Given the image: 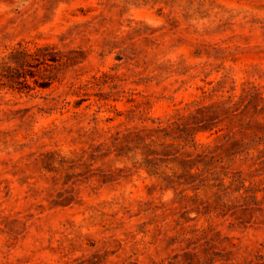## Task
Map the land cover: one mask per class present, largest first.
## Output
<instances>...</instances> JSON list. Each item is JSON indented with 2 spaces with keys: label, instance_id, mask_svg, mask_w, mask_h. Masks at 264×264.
Instances as JSON below:
<instances>
[{
  "label": "rangeland",
  "instance_id": "374dc122",
  "mask_svg": "<svg viewBox=\"0 0 264 264\" xmlns=\"http://www.w3.org/2000/svg\"><path fill=\"white\" fill-rule=\"evenodd\" d=\"M4 63L0 264H264V0H0Z\"/></svg>",
  "mask_w": 264,
  "mask_h": 264
},
{
  "label": "trees",
  "instance_id": "16d2710c",
  "mask_svg": "<svg viewBox=\"0 0 264 264\" xmlns=\"http://www.w3.org/2000/svg\"><path fill=\"white\" fill-rule=\"evenodd\" d=\"M46 49L47 47L45 46L42 48H37L33 52H29L28 50H25V49L14 50L13 52L10 53L11 55L10 60L14 61L19 68L28 66L29 65L28 60L36 61L40 63L41 65L49 66L47 62L49 61L56 62L58 60L52 61V60L47 59L45 55L42 54V52ZM2 79L6 80L9 83L10 88L12 87V84H16V85L24 84L25 85L24 81L23 82L19 81L20 76L17 70L10 68L6 63H4L1 68L0 82H2ZM152 123H155V121H152ZM158 130H160V128H158Z\"/></svg>",
  "mask_w": 264,
  "mask_h": 264
}]
</instances>
